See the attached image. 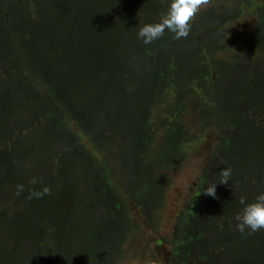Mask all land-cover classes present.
Wrapping results in <instances>:
<instances>
[{
    "label": "trees",
    "instance_id": "1",
    "mask_svg": "<svg viewBox=\"0 0 264 264\" xmlns=\"http://www.w3.org/2000/svg\"><path fill=\"white\" fill-rule=\"evenodd\" d=\"M205 134L159 264H264V0H0V264L148 250Z\"/></svg>",
    "mask_w": 264,
    "mask_h": 264
},
{
    "label": "rangeland",
    "instance_id": "2",
    "mask_svg": "<svg viewBox=\"0 0 264 264\" xmlns=\"http://www.w3.org/2000/svg\"><path fill=\"white\" fill-rule=\"evenodd\" d=\"M249 20H240L234 28L233 34L243 35L249 28ZM212 135H204V140L200 150L195 155L194 161L184 165L178 171L170 174V187L167 195L168 205L161 210L160 223L158 231L145 232V236L149 242L148 250H143L144 245H139L138 255H133L132 251L136 246V241L132 242V246L127 248V255L122 258L121 264H159L165 262L169 248L167 244L159 245L158 241L163 237H170L173 230L175 215L180 207L189 200V193L194 187L193 179L202 171L212 152ZM161 150V149H158ZM144 242V241H143Z\"/></svg>",
    "mask_w": 264,
    "mask_h": 264
}]
</instances>
